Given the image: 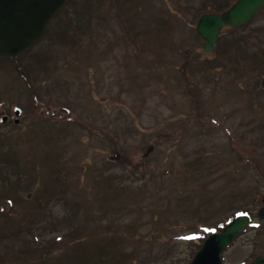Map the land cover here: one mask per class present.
<instances>
[{"label":"rangeland","instance_id":"1","mask_svg":"<svg viewBox=\"0 0 264 264\" xmlns=\"http://www.w3.org/2000/svg\"><path fill=\"white\" fill-rule=\"evenodd\" d=\"M231 1L65 0L0 55V264H185L264 205V4L212 52L194 29ZM258 219L235 264L264 254Z\"/></svg>","mask_w":264,"mask_h":264},{"label":"water","instance_id":"2","mask_svg":"<svg viewBox=\"0 0 264 264\" xmlns=\"http://www.w3.org/2000/svg\"><path fill=\"white\" fill-rule=\"evenodd\" d=\"M64 0H0V55H13L30 44L44 29L49 17ZM264 0H235L227 9L217 12L201 13L194 28L202 38L201 50L210 52L214 49L220 28L226 23L247 21ZM264 84V75H263ZM54 116L67 113L63 106H52ZM18 114V107L14 108ZM17 118L14 119V122ZM264 212V207L261 208ZM248 215L234 217L220 233L206 236L201 246L195 251L187 264H221L220 250L246 224ZM216 259V260H215ZM264 261V256L256 255L252 263Z\"/></svg>","mask_w":264,"mask_h":264},{"label":"trees","instance_id":"3","mask_svg":"<svg viewBox=\"0 0 264 264\" xmlns=\"http://www.w3.org/2000/svg\"><path fill=\"white\" fill-rule=\"evenodd\" d=\"M229 0H227V2H228ZM226 5V4H225ZM222 6H224V5H221V6H219V7H222ZM215 9V8H214ZM219 44V41H218V43H217V45ZM181 62H182V59H180L179 60V64L178 65H180L181 66V69H182V64H181ZM185 68V67H184ZM62 115H69L70 114V109L68 108V112L67 113H61ZM48 116L49 117H51V118H53V117H55V116H57V115H55V116H50L49 114H48Z\"/></svg>","mask_w":264,"mask_h":264}]
</instances>
